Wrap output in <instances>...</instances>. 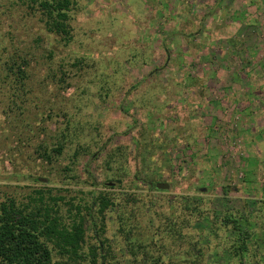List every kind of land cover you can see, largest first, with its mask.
<instances>
[{
	"label": "rangeland",
	"instance_id": "1",
	"mask_svg": "<svg viewBox=\"0 0 264 264\" xmlns=\"http://www.w3.org/2000/svg\"><path fill=\"white\" fill-rule=\"evenodd\" d=\"M39 16L0 0V61L33 54L25 92L0 82V200L35 188L73 203L105 194L114 261L130 262L125 209L136 241L166 244L159 263L227 264L211 210L264 201V0H75L67 44ZM58 142L60 154L38 158ZM146 205L191 225L170 240ZM153 246L144 264L158 258Z\"/></svg>",
	"mask_w": 264,
	"mask_h": 264
},
{
	"label": "trees",
	"instance_id": "2",
	"mask_svg": "<svg viewBox=\"0 0 264 264\" xmlns=\"http://www.w3.org/2000/svg\"><path fill=\"white\" fill-rule=\"evenodd\" d=\"M23 4L39 13L38 21L47 33L59 36L64 44L70 41L69 20L75 0H23ZM4 5L8 10L11 4ZM47 55L50 56L51 52L48 51ZM32 56L31 51L24 49H13V52L6 54L0 61V82H5L17 94L19 91L25 92L24 84L30 76L28 70ZM79 62L75 60L72 65ZM60 72V79L65 82V72L63 69ZM62 149L63 143L58 142L51 148L39 145L36 151L38 158L50 162L54 154H60ZM65 169L69 171V166ZM92 197L91 201L73 203L71 200L63 201L64 196L43 188H35L21 197L4 194L0 200V264H126L125 261L112 259L111 244L104 236L105 210L112 205V200L101 193ZM181 207L186 210L187 203ZM256 207L253 212L242 208L223 209L219 213L211 210L209 229L215 231L216 237L223 238L225 244L219 243L217 246L224 245L220 248L229 253L227 264H264V201H259ZM142 212V215H156L157 211L152 212L151 207L146 205ZM162 212L160 209V215L156 216L162 219L163 232L170 240L175 236L181 237L182 228L190 224L188 219L182 215L179 217L178 213L174 218H169L167 212ZM125 213V209L119 210L117 228L120 234L123 233V247L129 252L128 264H144L141 254H147L146 249L157 244H143L136 241L132 233L130 235V229L125 231ZM66 215L67 222L64 218ZM89 222L92 235H88L85 229V224ZM147 231L152 232L150 228ZM157 231L153 230L152 235ZM165 245L158 242V258L155 257L148 264H161L159 257L162 258L164 254ZM202 253L198 251L196 255Z\"/></svg>",
	"mask_w": 264,
	"mask_h": 264
},
{
	"label": "water",
	"instance_id": "3",
	"mask_svg": "<svg viewBox=\"0 0 264 264\" xmlns=\"http://www.w3.org/2000/svg\"><path fill=\"white\" fill-rule=\"evenodd\" d=\"M39 180H44V179H39ZM167 186H168V183H156L155 184V187H158V188H160V189H165V188H167Z\"/></svg>",
	"mask_w": 264,
	"mask_h": 264
},
{
	"label": "flooded vegetation",
	"instance_id": "4",
	"mask_svg": "<svg viewBox=\"0 0 264 264\" xmlns=\"http://www.w3.org/2000/svg\"><path fill=\"white\" fill-rule=\"evenodd\" d=\"M109 184H112V183H109Z\"/></svg>",
	"mask_w": 264,
	"mask_h": 264
}]
</instances>
